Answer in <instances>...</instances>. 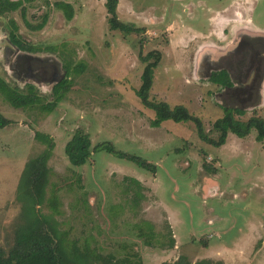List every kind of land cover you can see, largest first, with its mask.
<instances>
[{"label": "rangeland", "instance_id": "374dc122", "mask_svg": "<svg viewBox=\"0 0 264 264\" xmlns=\"http://www.w3.org/2000/svg\"><path fill=\"white\" fill-rule=\"evenodd\" d=\"M55 1L27 4L25 18L20 10L0 16L2 79L21 91L31 85L47 101L65 67L71 84L50 113L13 108L0 94V113L12 122L0 129V245L12 244L21 207L17 184L25 162L45 148L35 138L40 132L54 142L47 163L59 200L54 217L71 238L89 239L105 255L135 251L143 264L181 255L191 262L264 264V139L256 140L254 129L245 137L229 132L215 147L198 137L191 121L151 126L154 111L135 93L144 67L139 54L157 50L161 59L150 100L185 106L213 139L219 136L213 122L225 107L243 109L241 120L264 118V80L252 95L239 93L236 99L211 82L206 69L217 49L223 51L242 29L259 33L264 42V0H119L118 18L143 29L127 35L109 29L105 0H63L72 6L70 20ZM46 13L41 29L28 26ZM11 20L32 51L9 41ZM45 72L51 77L42 79ZM77 129L89 136L91 149L109 144L153 164L155 171L106 150L72 165L64 147ZM41 211L50 212L45 206ZM147 221L155 233L152 246L139 235Z\"/></svg>", "mask_w": 264, "mask_h": 264}, {"label": "trees", "instance_id": "16d2710c", "mask_svg": "<svg viewBox=\"0 0 264 264\" xmlns=\"http://www.w3.org/2000/svg\"><path fill=\"white\" fill-rule=\"evenodd\" d=\"M35 0H0V16L16 10H20L25 18L26 5ZM50 5V0H43ZM119 0H105L104 6L107 13L108 27L112 31H120L122 34L139 33L142 28H137L131 24L121 21L117 16V5ZM54 6L60 9L66 20L73 17L72 6L63 1H55ZM47 13L43 15L42 21L33 26L27 23L33 30L41 29L47 21ZM11 31L9 41L21 51H32V47L23 42L17 34V26L14 21H10ZM139 59L144 63L140 75V86L135 90L141 103L154 111V119L151 126L157 127L165 120L174 122L191 121L196 128L198 137L205 143L219 147L226 141L227 134L233 133L238 137H245L251 129L256 131V140L264 139V118L258 114L251 115L246 120L237 117L244 113L243 109L225 107L220 118L213 122V129L219 132L217 139L209 137L203 127L201 119L192 115L183 105L170 106L165 101H153L149 99V92L153 83L154 70L159 64L161 53L157 50L147 52L145 55L139 54ZM83 65H80V69ZM68 68L65 67L63 78L52 86V99L47 101L34 88L29 85L26 91L9 85L0 77V94L5 101L17 109L37 107L43 113H50L57 104L62 101L65 94L70 89L68 79ZM208 79L221 86H231V79L225 70L211 73ZM12 122L0 113V129L7 128ZM35 138L45 145V148L38 155L29 158L22 169L16 188L15 199L21 205L20 213L14 223L12 244L8 249L0 245V264H143L137 252L126 253L122 257H117L113 253L102 254L90 247L89 239H84L80 243L78 239L69 236L67 230H61L55 215H59V200L56 196L55 186L50 182L51 170L47 163L52 155L54 142L52 138L44 133L36 132ZM89 136L81 129L75 130L71 139L65 144L64 150L69 162L74 166L84 165L90 158L92 152L106 150L120 158L129 160L138 166L155 171L153 164L144 159L116 152L109 144H99L92 149ZM204 168L216 173L206 161ZM49 189V195L47 191ZM47 207L50 211L45 214L41 207ZM139 235L144 237V243L152 246L155 233L150 222H144L143 228H139ZM174 239L170 237L167 247H173ZM161 264H220L212 259L202 258L191 262L187 257L181 255L172 262H162Z\"/></svg>", "mask_w": 264, "mask_h": 264}, {"label": "flooded vegetation", "instance_id": "af4514ba", "mask_svg": "<svg viewBox=\"0 0 264 264\" xmlns=\"http://www.w3.org/2000/svg\"><path fill=\"white\" fill-rule=\"evenodd\" d=\"M242 32L244 33H236L239 35L223 51L217 49V55L206 67L210 72L209 76L216 71L227 72L231 86L223 88L236 99L239 93L252 95L253 89L259 87L264 80V42L259 39L257 32L250 29H242ZM40 71L42 73L43 70ZM40 76L42 79L51 77L47 72Z\"/></svg>", "mask_w": 264, "mask_h": 264}]
</instances>
